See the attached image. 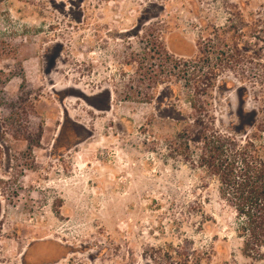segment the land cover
Returning <instances> with one entry per match:
<instances>
[{"label": "rangeland", "instance_id": "1", "mask_svg": "<svg viewBox=\"0 0 264 264\" xmlns=\"http://www.w3.org/2000/svg\"><path fill=\"white\" fill-rule=\"evenodd\" d=\"M0 33V122L28 93L41 128L3 141L2 257L264 264L181 138L194 86L223 134L264 117V0H3Z\"/></svg>", "mask_w": 264, "mask_h": 264}, {"label": "trees", "instance_id": "2", "mask_svg": "<svg viewBox=\"0 0 264 264\" xmlns=\"http://www.w3.org/2000/svg\"><path fill=\"white\" fill-rule=\"evenodd\" d=\"M13 50L10 45L0 48V58ZM190 75L193 80L200 76L196 69ZM199 93L200 89L195 86L189 89L188 101L193 116L181 137L184 152L206 177L216 179L220 197L237 214L245 249L264 259V254H260L264 249V117L261 112L242 109L236 129L251 128L250 133L245 139L223 134L216 129L208 105L198 102ZM28 95L25 94L26 100L18 97L17 102L7 105L11 114L0 122V164L5 139L12 137L33 144L41 136L40 125L34 123L33 128L28 127L27 112L35 116Z\"/></svg>", "mask_w": 264, "mask_h": 264}, {"label": "flooded vegetation", "instance_id": "3", "mask_svg": "<svg viewBox=\"0 0 264 264\" xmlns=\"http://www.w3.org/2000/svg\"><path fill=\"white\" fill-rule=\"evenodd\" d=\"M26 251L27 250H25V252L21 254L22 258L19 261L20 263L14 262L13 259L6 258L4 256L2 257L0 254V264H26V262H25ZM0 252H1V250H0Z\"/></svg>", "mask_w": 264, "mask_h": 264}]
</instances>
